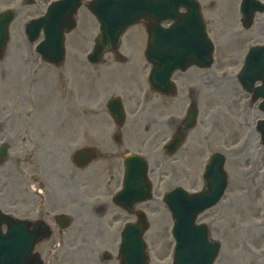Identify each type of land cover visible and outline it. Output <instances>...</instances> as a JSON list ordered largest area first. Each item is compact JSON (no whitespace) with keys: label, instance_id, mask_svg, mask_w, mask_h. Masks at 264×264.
<instances>
[{"label":"flooded vegetation","instance_id":"obj_1","mask_svg":"<svg viewBox=\"0 0 264 264\" xmlns=\"http://www.w3.org/2000/svg\"><path fill=\"white\" fill-rule=\"evenodd\" d=\"M51 1L0 0V11L11 9L13 14L9 31L18 36L14 38L16 48L21 43L30 48L25 24L41 15ZM240 5L241 0H197L204 34L214 41L219 64L231 59L235 64L239 58L240 51L226 52L228 42L240 43L239 48L245 43L264 42V22L257 21L264 12L255 14L246 28L241 22ZM254 6L251 2L248 8ZM135 51L133 47L128 51L127 62ZM109 55L102 62L108 69L131 72L129 65L112 67L110 60L115 54ZM23 64L26 67V62ZM95 70L99 82L101 69ZM172 80L173 92L161 93L146 84L142 93H119L127 113L122 122L99 121V93H59L54 113L51 93H0V217L27 222L28 230L37 238L33 249L37 264L144 263L142 253L137 258H123L120 252L124 225L137 222L142 215L147 219L148 215L146 200L126 208L113 201V194L123 183L125 157L131 158L127 163L129 175L140 176L145 162L146 181L149 178L157 191L174 185L164 184L163 177L170 174L176 181L180 162L211 151V129L202 122L197 135L196 124L188 128L185 124L190 107L198 119L201 116L200 121L210 114V68L193 64L174 72ZM73 111L75 121H67ZM52 114L58 120H52ZM177 133L183 141L174 148L169 141ZM71 144L76 146L71 155L75 150L80 152L76 160L70 157L73 166L90 177L85 186H79L61 170L63 154L68 155ZM89 152L93 159L82 162L81 157ZM62 222L69 224L62 227ZM42 225L47 226L49 235L36 234ZM5 227L3 222L1 228Z\"/></svg>","mask_w":264,"mask_h":264},{"label":"rangeland","instance_id":"obj_2","mask_svg":"<svg viewBox=\"0 0 264 264\" xmlns=\"http://www.w3.org/2000/svg\"><path fill=\"white\" fill-rule=\"evenodd\" d=\"M83 11L81 10L80 14ZM257 21L264 22V14L257 16ZM95 28V22L88 26L86 19L81 16L79 26L67 38L66 52L68 54L63 63L59 66L42 63L39 66V63L35 62L36 71L32 72V68H29L27 77H24L27 68L23 62L27 61L28 52L23 48V45L16 48L12 40L10 51L13 52L14 56L12 60L6 57L5 59L9 61H0V78L1 74H7V72L11 73L12 76L0 80V93H51L53 113L57 106L56 101L59 93H109L107 89H99L100 84L93 80L94 69L96 67L101 69L100 76L102 77L105 75V71H108L106 65H92L88 63L85 57L91 48L90 36L96 32ZM131 31L126 34V39L130 38ZM81 34L86 35L85 41L81 38ZM225 46L227 53H233L237 52L240 43L228 42ZM76 48L83 51L82 56L75 54ZM231 48L232 50H230ZM122 51L124 54L128 52L124 48ZM19 55H23L24 59L19 58ZM33 60L35 61V59ZM12 62L14 63L11 64ZM71 62L76 65L80 64L82 67L81 76L74 75V71L69 67ZM232 62L234 59H231L227 64L216 62L211 67V86L208 87L212 96L211 113L208 116L209 123L204 120V123L209 126L206 129L212 130L211 146L213 149L220 145L215 142L218 141L216 140L217 132L225 128V139L221 142V147L222 149L225 147L223 149L226 156L224 169L228 176V185L221 200L214 207L201 214L198 220L209 222L213 233L216 232V237L221 239L222 247L216 264H264V204L260 196V193L264 191V146L259 144L254 130L257 119L262 118V115L257 109V102L250 103L248 94L242 92L236 80H231V70L238 65H232ZM32 63L33 61L30 63L31 67ZM17 64L21 71L17 72V76H15L16 72L13 71V68ZM7 65H10L11 68L9 69ZM115 75L119 80L125 77L117 72ZM113 78L116 79L113 75L110 80ZM110 85L114 86L113 89L117 88L115 82L111 81ZM105 96L101 95L100 101H103ZM72 115L74 117L75 113ZM52 120H58V116L52 114ZM67 121L75 120L70 118ZM99 121H109V118L102 113L99 114ZM52 126L53 138H55L54 123ZM223 145L225 146L223 147ZM75 147L74 144H71L68 155L63 154L64 160L61 170L68 172L79 186H85L90 177L82 175L80 169H76L70 159L71 149ZM203 163L204 157L196 161L192 159L180 162L176 182L190 191L199 189L202 185L201 170ZM170 179L172 177L169 174L164 176V184L169 183ZM161 196L162 191L157 189L152 199L147 202L149 227L145 239L148 242L149 254H152L150 260L155 261L157 254L161 256L157 262L171 264L169 255L170 243L172 242L170 236L172 219L169 211L160 200Z\"/></svg>","mask_w":264,"mask_h":264},{"label":"water","instance_id":"obj_3","mask_svg":"<svg viewBox=\"0 0 264 264\" xmlns=\"http://www.w3.org/2000/svg\"><path fill=\"white\" fill-rule=\"evenodd\" d=\"M179 4H184L188 10L191 8L190 0H92L88 7L100 22V33L95 39V47L89 54L88 59L90 61H97L104 50L114 48L118 44L120 36L125 29L132 25L139 17L148 16L146 14L149 12H152L154 19L157 20H163L165 17H172L174 21L177 20L168 30H158L159 32L162 31L167 38L178 32L190 33L189 30H192V34L193 29L191 28L190 18H183L175 14V10ZM78 5L79 0H60L58 3H54L51 6L50 11L44 18L46 21L45 33L47 45L39 49L51 62H58L62 58L63 34L65 30H69L73 26L72 14L75 12ZM182 21L184 22V26L181 25ZM185 21H187L186 24ZM183 40L184 38L182 36L173 39V45L177 49V57L174 59L169 57L163 63L155 59L153 64L155 72L156 69L159 72L164 70L166 75L172 69L182 67L183 64L188 63L185 62L186 55H184V53L186 44L188 41H191L190 35L186 38L185 42ZM5 42V34L1 35L0 33V54L2 53ZM46 42L43 41V45H45ZM249 63L250 60L248 61V64ZM258 70H261L260 72L264 79L263 58L258 65ZM243 77L245 76L243 75ZM249 82H251V80ZM153 83L158 85L154 78ZM259 90L258 93L260 92L264 95V86ZM115 116H118V114L114 115V117ZM259 128L264 137V122L261 123ZM221 165L222 160L219 162V157L217 155L211 157V162L205 173L208 186L207 190L197 194L176 192L167 195L168 206L174 219L172 234L177 243L174 256L176 264H209L212 260V249L203 243L204 228L195 229L200 226H194L193 222L196 214L207 206L212 205L219 198L224 188V182L221 176ZM136 182L138 184H143L141 178H138ZM127 185H129V182H127ZM132 185L134 184H131V186ZM145 190L146 189H144V192ZM171 196L174 198H170ZM141 197L142 196H139L137 198ZM139 230L140 229H138V231ZM193 234H195L196 238H192L191 240ZM194 242H196V244H194ZM11 244L12 240L7 241L0 239V251L5 250V252H3L4 256L7 255V246ZM1 245L4 246V249ZM198 247L204 250H198ZM6 258L9 259L12 257L7 256Z\"/></svg>","mask_w":264,"mask_h":264}]
</instances>
